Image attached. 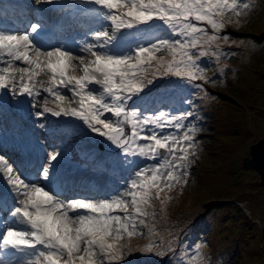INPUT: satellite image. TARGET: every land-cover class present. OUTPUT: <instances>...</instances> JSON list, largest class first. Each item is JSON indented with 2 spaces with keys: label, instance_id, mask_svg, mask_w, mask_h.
I'll use <instances>...</instances> for the list:
<instances>
[{
  "label": "snow or ice",
  "instance_id": "6c2138e0",
  "mask_svg": "<svg viewBox=\"0 0 264 264\" xmlns=\"http://www.w3.org/2000/svg\"><path fill=\"white\" fill-rule=\"evenodd\" d=\"M33 3L41 14L27 25L28 30H0V93L11 92L18 97L17 103H23L19 98L39 95L37 78L47 73L49 87L44 91L60 102L67 91L78 107L59 106L58 111L45 107L36 116L52 113L81 120L90 133L118 150L114 157L130 180L125 181V190L105 198L84 191L64 199L57 185L66 155L62 144H53L54 150L45 154L47 166H41L42 175L26 174L22 162H10L12 158L0 150V179L4 181L0 211L7 210L0 221V264H136L141 254L163 256L157 241L133 250L131 240L144 234L146 220L142 217L154 214L147 211L151 201L160 199L164 204L171 197L162 198V193L187 183L193 163L189 156L197 147L195 136L200 129L184 123L195 116L194 111L179 115L154 111L146 90L167 81L160 85L166 91L173 77L205 79L202 60L208 52L201 50L197 55L193 50L213 45L225 28L226 17L235 16L234 22L239 23V17L249 14L250 3L70 0L77 11L56 23L86 28V34L94 38L79 47V55L74 39L50 48L39 43L49 24L40 6L62 12L69 3ZM161 31L167 35H160ZM3 99L0 94V102ZM141 158L154 163L140 167L137 160ZM9 192L15 194L10 207Z\"/></svg>",
  "mask_w": 264,
  "mask_h": 264
},
{
  "label": "rangeland",
  "instance_id": "374dc122",
  "mask_svg": "<svg viewBox=\"0 0 264 264\" xmlns=\"http://www.w3.org/2000/svg\"><path fill=\"white\" fill-rule=\"evenodd\" d=\"M248 11L238 18L239 23L234 22L235 16L226 17L220 38L207 47L211 55L216 52L214 62L220 72L207 78L205 87L171 79L183 97L194 100V89L198 91L196 104L205 122L199 127L205 128L201 134L206 138L190 153L196 163L190 165L194 169L187 183L162 193V198L171 197L164 204L160 199L151 201L156 210L151 220L157 214L155 226L167 224L165 229L173 228L180 235L196 214L214 217L219 224L211 231L214 244L200 246L198 257H192L196 264H216L220 242L231 264H264V186L250 153L264 134V0H251ZM229 19L233 22L228 23ZM183 97L182 103L186 102ZM212 222L208 218L207 228ZM192 226L190 236L198 242L201 223ZM187 245L183 241L181 247Z\"/></svg>",
  "mask_w": 264,
  "mask_h": 264
},
{
  "label": "trees",
  "instance_id": "16d2710c",
  "mask_svg": "<svg viewBox=\"0 0 264 264\" xmlns=\"http://www.w3.org/2000/svg\"><path fill=\"white\" fill-rule=\"evenodd\" d=\"M251 1V0H250ZM253 1V0H252ZM170 104H172V99H170ZM230 198V197H227V199ZM209 214H206V216L202 215V214H196V216H194L190 222H189V228L186 229V231H189L191 228L195 227V226H192L196 223V225H199V223H201V228H199V236L198 238L201 239V242H196L195 241V237L192 239L191 243H192V246L194 247V250H192L193 252H196L197 253V246H201L202 245H209V242H211V244L213 243L214 244V240L213 238H211V231L213 232L214 228H216L217 226L219 227V224L216 223V220H214L213 218H210V216H208ZM208 218L209 219H212L213 222H212V226L211 227H208L207 226L209 225L208 223ZM205 219V220H204ZM197 221V222H196ZM203 221V222H202ZM205 227L207 228V231L206 233L203 232ZM205 234V235H204ZM190 236V233H188L187 235H185L183 238L185 240H187ZM211 239V240H210ZM215 244H218L215 243ZM213 246V245H212ZM218 247H219V252L218 254L215 255V258H217L215 260V263L216 264H231V261H230V257H228L227 259L225 258V256H228V254L225 252V248L224 246H222L221 242L218 244V246H216L217 248V251H218ZM198 255V254H197Z\"/></svg>",
  "mask_w": 264,
  "mask_h": 264
},
{
  "label": "water",
  "instance_id": "95a60500",
  "mask_svg": "<svg viewBox=\"0 0 264 264\" xmlns=\"http://www.w3.org/2000/svg\"><path fill=\"white\" fill-rule=\"evenodd\" d=\"M251 158L261 175V183L264 186V134L252 144L250 148Z\"/></svg>",
  "mask_w": 264,
  "mask_h": 264
},
{
  "label": "bare ground",
  "instance_id": "6f19581e",
  "mask_svg": "<svg viewBox=\"0 0 264 264\" xmlns=\"http://www.w3.org/2000/svg\"><path fill=\"white\" fill-rule=\"evenodd\" d=\"M65 29V25H62L61 26V30H64ZM242 137H241V141H242ZM4 153H7V154H12V151L16 150L15 147H12V146H9V147H1V149ZM72 192V191H70Z\"/></svg>",
  "mask_w": 264,
  "mask_h": 264
}]
</instances>
